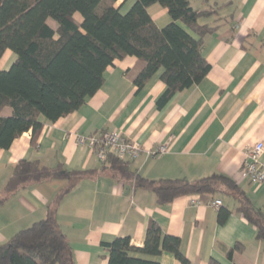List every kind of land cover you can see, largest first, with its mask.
<instances>
[{
  "label": "crops",
  "instance_id": "obj_1",
  "mask_svg": "<svg viewBox=\"0 0 264 264\" xmlns=\"http://www.w3.org/2000/svg\"><path fill=\"white\" fill-rule=\"evenodd\" d=\"M135 1L125 2L121 11L126 13ZM190 4L197 10H216L201 24L214 25L220 19L218 29L203 40L202 54L211 69L200 84L159 108L166 90L162 70L138 90L133 80L144 63L127 57L107 69L104 85L81 109L56 123L42 118L36 147L31 133H26L8 150H0V199L7 198L0 205V247L45 219L49 206L68 185L65 179H54L6 195L14 167L21 161H38L48 168L94 173L63 196L57 212L75 264H108L104 245L117 237H129L133 246L142 248L151 221L163 235L181 240V252L191 264H209L212 259L222 264H264V240L238 211L234 197L189 195L158 205L151 191L119 181L109 164L103 170L93 151L78 142L80 136L121 131L142 147L141 156L128 161L142 177L196 181L227 176L264 213V185L251 183L243 173L245 151L264 143V0H190ZM148 12L160 29L171 22L159 4ZM15 60V54L7 51L0 69H9ZM3 115L10 116L11 110L5 109ZM170 136L175 139L166 155H149ZM215 200L222 201L220 209L211 206ZM222 208L231 214L219 224ZM237 244L243 248L230 260L227 254ZM143 258L181 264L170 254Z\"/></svg>",
  "mask_w": 264,
  "mask_h": 264
},
{
  "label": "trees",
  "instance_id": "obj_2",
  "mask_svg": "<svg viewBox=\"0 0 264 264\" xmlns=\"http://www.w3.org/2000/svg\"><path fill=\"white\" fill-rule=\"evenodd\" d=\"M122 1V4L116 6ZM128 0H0V61L7 51L16 60L7 70L0 69V150H8L15 140L31 133L36 147L44 118L56 123L78 111L104 85L107 69L117 61L135 57L144 67L134 78L141 90L162 70L166 90L158 100L165 106L177 93L200 84L211 66L202 54L203 40L219 27L201 24L216 10H197L190 0H136L123 13ZM159 4L168 11L170 24L160 29L148 9ZM54 21L53 28L48 21ZM193 32V36L189 30ZM5 109L11 110L4 116ZM111 166L115 178L151 191L158 205L189 195H230L238 211L257 229L264 240V213L256 208L229 177L215 174L196 181L187 179L150 180L130 168V163L110 156L103 165ZM94 173L48 168L38 161H21L6 185V195L33 184L65 179L67 187L48 208L46 218L18 232L0 247V264H75L57 212L63 196L81 180ZM7 198L0 199V205ZM231 211L222 208L218 223L224 224ZM108 264H160L143 257L173 255L181 264H191L181 252L178 237L163 235L151 221L142 248L129 237H117L104 245ZM237 244L227 256L241 251ZM209 264H222L210 260Z\"/></svg>",
  "mask_w": 264,
  "mask_h": 264
},
{
  "label": "built area",
  "instance_id": "obj_3",
  "mask_svg": "<svg viewBox=\"0 0 264 264\" xmlns=\"http://www.w3.org/2000/svg\"><path fill=\"white\" fill-rule=\"evenodd\" d=\"M174 139V136H170L168 143L150 151L149 155H166L169 152L170 143L174 141ZM78 142L80 145H87L101 164L106 163L110 156L133 162L137 160L142 153L141 145L138 142L130 140L121 131H105L90 137L80 136ZM263 153V142L249 147L244 153V176L255 185H264ZM194 203L196 204L197 201H194ZM211 206L220 209L222 207V201L215 200L212 202Z\"/></svg>",
  "mask_w": 264,
  "mask_h": 264
},
{
  "label": "rangeland",
  "instance_id": "obj_4",
  "mask_svg": "<svg viewBox=\"0 0 264 264\" xmlns=\"http://www.w3.org/2000/svg\"><path fill=\"white\" fill-rule=\"evenodd\" d=\"M48 23L53 28H56V26H57V24L54 21H52V20H49Z\"/></svg>",
  "mask_w": 264,
  "mask_h": 264
}]
</instances>
